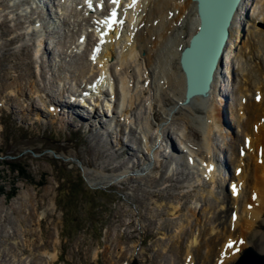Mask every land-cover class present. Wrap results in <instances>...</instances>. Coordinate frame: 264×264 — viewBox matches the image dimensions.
I'll list each match as a JSON object with an SVG mask.
<instances>
[{
    "label": "bare ground",
    "instance_id": "obj_1",
    "mask_svg": "<svg viewBox=\"0 0 264 264\" xmlns=\"http://www.w3.org/2000/svg\"><path fill=\"white\" fill-rule=\"evenodd\" d=\"M203 1H205L203 3L206 8L213 9L212 13L208 15V10L205 8L207 10L205 16L210 21L214 17L216 9L222 5L223 0ZM62 2L63 8L59 2H56L57 10L53 9L55 19L48 20L43 26L42 23H39L38 26L44 27L46 25L54 32L53 22L57 21V18L59 19L61 14L64 13L59 14L58 8L61 11L62 9L67 11L68 6L72 3L78 5H74L68 10L67 25L70 28L67 26L66 29L74 30L75 33L71 32L70 36L74 41L77 40L76 46L83 52L78 55V58H82L81 67L74 76V84L77 85V90L70 88L68 89L69 94L73 95L75 91H78L82 83L85 88L79 93L89 96L86 97L88 109L90 112L93 111V114H87L94 117L95 109L98 106H90L89 100H91L93 94H97L95 91H100L99 95H103L105 88L111 90V93H117L118 91L116 98L110 96V99L116 101V103L118 98L120 100L118 102V112L123 117V128L124 130L128 129V132L132 134L131 138L137 139V151L139 149L142 151V148H144L148 154H143L145 161L142 169L151 170L152 165L157 161L158 155L163 154L166 158H170V165L171 162L176 161L181 162L185 166L183 167L185 170L189 168L197 183L204 185L207 183V187L203 188V192L193 201L189 213L181 212L184 204L183 199H177L180 201L179 203L176 200L170 202L174 199L173 194H168V198L171 199L168 202L159 203L162 210L151 213L152 216L163 214L170 216L162 223H158L161 222L159 220L156 226H153L157 229L155 233H160L164 239H158L155 243L153 257L150 260L151 264H224L225 262V264H228L238 257L237 260H239L241 258L240 249L248 245L247 236L254 229L255 224L257 222L264 223V52L259 55V47H264V0H238L226 26L227 38H225L221 51L211 69V79L207 93L192 96L190 100L187 99L186 73L181 66L180 56L182 49L189 43L191 36L198 30L200 25L198 0H138L131 8L129 7L130 4H133V0H118V3L115 4L112 0H62ZM122 2L126 6L124 5L120 9L119 15H122L126 24L119 28L118 21H116L109 30L110 32L103 31V35H101L104 11L108 8L112 9V7H116ZM31 3L34 4V9L37 10L38 7L40 18L46 17L47 5L51 9L55 7V1L53 0H31ZM95 4L99 5L97 11L93 10ZM7 7V3L5 8L3 3L0 16ZM88 10H91L89 18L88 15H85ZM35 15L34 13L33 16ZM96 15L97 17H95ZM93 17L98 22L91 20ZM0 21L1 24L2 22L5 23V20L2 21L1 18ZM82 21H85L84 25ZM33 23H35V19H32L28 24L33 27ZM28 24L22 25L24 31L27 26L29 27ZM73 24L74 26L78 25V27L75 26L74 28ZM81 27L84 28L79 31ZM87 28L92 33L90 36H84V29ZM182 31L186 32L187 35ZM37 32L40 33L41 31L38 29ZM23 37L21 34L22 40ZM255 37H257V42L254 41ZM102 38L105 40L104 43H101ZM8 40L9 42L14 41V39ZM82 40L86 42L85 47L80 45ZM65 41L67 40L59 41L63 53L70 46L64 48ZM36 42L37 47H33L29 52L31 57H37L34 50L40 49L45 41L38 38ZM201 42L202 40L199 45ZM257 43L259 44L257 45ZM88 44H90L89 47ZM213 45L214 40L210 46ZM246 49L249 50L246 52ZM198 50L199 48L195 50V53ZM59 55L60 53L57 52L54 58ZM213 55L214 52L211 50V55L209 54L210 62L214 59ZM192 56L193 54L190 55V59ZM87 58H90L88 62L90 68H87ZM257 58L260 60L258 64L255 63L258 61ZM201 59L203 61V57ZM231 60H234V65L237 64L236 68H232ZM39 63H41V60L37 58L35 65L37 71H40L39 74L43 76L44 71L40 70ZM197 63L195 65L190 63L188 67L189 70L191 69V77L193 75L196 77V73L200 71L203 75L208 71L203 66H197ZM206 64L211 63L207 62ZM61 66L66 67L67 65L62 64ZM233 72L234 83L231 85L228 82L222 83L223 77L228 78ZM246 76L247 82H245ZM3 78L4 75L0 80L3 81ZM9 78L8 74L7 79ZM195 79H192L194 85ZM201 80L202 77L199 78L198 83ZM47 82L50 83L51 79L50 82L49 80ZM258 83L262 85L261 89L258 88ZM0 85H6L5 88L15 85L22 96L28 98L32 109H37L36 105L38 104L41 105L31 92L43 88H35V85H33L30 88L31 94L27 96L26 91L23 90L24 88L19 87L17 82L6 84L3 81ZM229 85L232 86L230 90L228 89L230 88ZM227 90L230 92L231 99L229 110L235 120V127L239 129V135L237 132L232 140L233 143L229 147L231 164L235 167L234 171L230 168L227 169V164L215 154L219 150L217 142L209 141L213 133L220 136L222 141L224 139L220 125L224 124ZM248 90H250V94L246 96ZM9 91L12 92L13 90L10 89ZM83 95L78 101L81 102L78 103L79 107L77 109L72 108L69 112V114L76 115L79 120L83 116L81 115L84 106ZM256 95L259 97L255 98ZM55 100L67 101L64 95L57 96ZM42 104L44 103L42 102ZM48 106L49 104L45 108ZM54 106L56 109L58 107L64 116H70L65 115L68 113L64 112L60 104L54 103ZM109 106L110 104L107 107ZM137 108L142 112V117L145 118L149 114L151 119L149 120V117H147L142 124L141 115L136 113ZM157 111L161 112V115ZM86 112L89 111L86 110ZM102 113L104 112L102 111ZM50 115L53 114L50 113ZM155 118L159 121V125H153L152 119ZM147 121L154 129L153 138L147 129ZM180 121L183 124H192L193 137H189L188 134L183 132L185 126L183 125L182 128ZM111 122L108 121L107 123L106 128L108 130ZM128 123H133L132 127ZM168 129H172V133L176 135L179 144L176 147L179 148L178 151L173 150L169 145L167 140ZM199 135H203L201 143L195 141L199 138ZM162 141L165 147L163 148L164 152L160 153ZM238 147H244L245 150L242 149L238 153ZM175 151L179 154L171 158ZM134 156L135 154L132 153L131 157ZM169 164L164 166L167 170L164 175L167 173L176 174L178 170H174ZM158 167H160L159 164L154 165V168ZM225 169L226 171H224ZM91 174L90 179L96 182L94 186L105 187L111 184L110 175ZM151 178L156 183L159 180L156 176H151ZM164 181L166 187L175 186L173 178L170 176H165ZM223 182H225L226 188H223ZM124 188H126V185H124ZM150 193L156 197L160 195L158 191ZM40 218L39 216L38 224L41 227ZM21 219L25 220L26 218L22 216ZM3 231L0 233L2 234ZM26 233L28 232H23V234ZM154 234L148 232V236L152 235L153 237ZM3 235L7 239L10 237V235ZM261 238L264 241V232L261 234ZM231 241L234 242L232 247L229 245ZM113 244L107 247V252L120 248L118 253L128 259L127 264H130L129 259H132L133 264H136V246V248L132 247L130 243L131 248H129L130 244L128 243V248H126L121 246L122 243L119 244V242ZM261 246L264 253V245ZM23 251H27V248ZM138 251H140V248ZM36 252L39 255L40 263L44 260V264H50V261L54 264L55 260L47 259L52 257V253L47 249L38 247ZM8 260L10 261L11 258H8ZM33 261L34 259L31 260L32 264ZM117 261L119 260L109 257L105 264H121L123 262V260H120L116 263ZM28 263L30 264V261Z\"/></svg>",
    "mask_w": 264,
    "mask_h": 264
},
{
    "label": "rangeland",
    "instance_id": "obj_2",
    "mask_svg": "<svg viewBox=\"0 0 264 264\" xmlns=\"http://www.w3.org/2000/svg\"><path fill=\"white\" fill-rule=\"evenodd\" d=\"M53 1L57 2V0ZM3 3L4 8L6 3L8 7L0 16L2 21L5 20L2 24L0 21V78L4 75L3 81L6 84L17 82L19 87L24 88L27 96L33 93L41 105L38 104L37 109H32L28 98L22 96L15 85L6 88V85H0V89H4L0 90L2 91L0 93V232L5 228L3 233H0V264H29V261L32 264L33 259V264H44V260L42 263L39 262V255L36 252L38 247H43L52 253V257L47 259L55 260L54 264H105L109 257L119 260L116 263L120 260L126 261L127 258L118 253L120 248L107 252V247L114 242L122 243L121 246L126 248H128L127 244L131 243L132 247H137H135L137 249L136 264H151L155 243L158 239H164L160 233H155L157 229L153 226H156L159 220L161 222L158 223H162L170 217L167 214L152 216L151 213L162 210L160 204L171 200L168 194H173L174 197L170 202L176 200L179 203V200L183 199L181 212L189 213L193 201L203 192V188L207 187V183L205 185L197 183L191 170L189 168L185 170L183 168L185 166L176 161L171 162L170 166L178 170L177 173L164 175L167 171L164 168L167 165L165 162L168 160L169 164L170 158H166L163 154L158 155L151 170L142 169L144 155L148 154L144 148L142 151L140 149L137 151V139L131 138L132 134L128 132V129L123 128V117L118 112L120 100L118 98L116 103L110 99V96L116 98L118 91L111 93V90L105 88L103 95H99L100 91H95L97 94H93L89 100L90 106H98L94 117L86 114V117L81 116L79 120L77 116L69 114L72 108L79 107L78 101L83 95L79 91L85 88L81 83L78 91H75L73 95H70L68 91L70 88L77 90L74 76L81 67L82 58H78V55L83 52L76 46L77 40L74 41L70 36L74 30L66 29L69 26L67 25L68 10L74 5L78 6L76 3L69 5L67 11L63 9L61 11L58 8L59 14L64 13L53 22L54 32L50 27L42 26L48 20L55 19L53 9H56V4L52 9L47 5L46 17L40 18L38 7L37 10L34 9L31 0H0V12ZM90 12L91 10H88L85 14L88 18ZM34 13L35 16H33ZM32 19H35L33 27L28 24ZM92 19L98 22L96 18ZM82 22L85 23V21ZM39 23H42V26L39 27ZM26 24L29 25L25 30L27 32L22 26ZM75 26L78 27V25ZM83 28L81 27L79 31ZM38 29L40 33L37 32ZM20 32L24 36L23 40ZM84 32V36L92 34L88 28L84 29ZM182 33L186 34L184 31ZM38 38L47 41L46 48L44 42L37 50L38 53L34 50L37 57H31L29 52L33 47H37ZM8 39H14V41L9 42ZM65 39L67 41L63 47L70 46L63 53L59 41ZM256 39L257 37L254 41ZM80 45L85 47L86 42L82 41ZM248 50L246 49V52ZM57 52L60 55L54 58ZM263 52L264 47H259V55ZM37 58L41 60L39 64L40 70L44 71L43 76L39 74L40 71H37L35 65ZM87 60V68H90L88 63L90 58ZM257 60L256 64L260 61L258 58ZM233 62L234 60L230 61L232 68H236L237 64L234 65ZM62 64H66L67 68L62 67ZM73 71L76 72L72 73ZM8 74L9 79H7ZM233 75L234 72L228 78L223 77L222 83L233 84ZM1 80L0 84L3 82ZM245 82H247V76ZM33 85L35 88L43 89L31 92L30 88ZM230 85L229 90L232 88ZM261 87L262 85L258 83V88L261 89ZM10 89L13 91L10 92ZM229 90L225 95L227 98L224 124L220 125L224 139L222 141L220 136L213 133L209 141L217 142L219 150L215 154L219 159H223L227 169L234 171L229 147L237 132L239 135V129L235 127V120L229 110L231 100ZM249 94L250 90L246 92V96ZM60 95H64L67 101H60L63 103L58 104L63 107L65 113H68L65 115L70 116H64L58 107L54 108L52 101ZM86 97L89 96L83 95V105L86 106L83 107L84 111L88 106ZM47 104L49 106L45 108ZM108 104H110L109 107H107ZM157 112L161 115V112ZM136 113L141 115L142 124L147 117L151 119L149 114L145 118L142 117L139 108L136 109ZM104 120L112 121L109 130ZM180 122L182 128L183 125L185 126L183 132L193 137L192 124ZM152 123L155 126L159 125L156 118L152 119ZM128 124L132 127L133 123ZM146 126L153 138L154 129L148 121ZM175 136L172 129H168L167 140L171 137L170 139L174 140L177 147L179 144ZM202 136L199 135L195 141L201 143ZM161 143L159 152L163 153L165 144L163 141ZM169 145L172 146L171 143ZM242 149L245 150L244 147H238V153ZM132 153L135 154L134 157H131ZM177 154L179 152L175 151L171 158ZM156 164L160 167L154 168ZM90 173L110 175L111 184L105 187L94 186L96 182L90 179ZM151 176L158 177V182H153ZM165 176L172 177L175 186L166 187ZM222 186L226 188L225 182ZM152 191H158L159 197L151 195ZM20 216H25L26 219L23 220ZM39 216L41 227L38 224ZM24 231L28 233L23 234ZM148 232L155 234L153 237L148 236ZM263 232L264 223L257 222L247 237L249 246L260 253H263L261 250V245H264L261 238ZM3 234L10 237L7 239ZM25 248L27 251H23ZM139 248L140 251H138ZM8 258L11 260L9 261ZM233 262L230 261L228 264ZM129 263L133 264V260L129 259ZM50 264H52L51 261Z\"/></svg>",
    "mask_w": 264,
    "mask_h": 264
},
{
    "label": "water",
    "instance_id": "obj_3",
    "mask_svg": "<svg viewBox=\"0 0 264 264\" xmlns=\"http://www.w3.org/2000/svg\"><path fill=\"white\" fill-rule=\"evenodd\" d=\"M203 0H198V13L200 16V25L198 31L192 35L188 46H185L181 51L180 62L182 68L185 70L186 73V84H187V99L194 95V94H204L207 93L209 87V81L211 79V69L215 63V60L221 51L222 44L227 36V24L230 19L232 12L235 10V7L238 3V0H223L222 5L216 9V13L214 17L209 21L205 14L208 10V15L212 13V10H209L205 7ZM229 6L227 7V4ZM225 4V6H224ZM205 8L207 10H205ZM217 38V40H216ZM202 42L199 45V42ZM214 40V45H211V42ZM211 47H213L211 49ZM199 48L197 53L195 50ZM211 50L214 52V59L212 62L209 61V54L211 55ZM193 56L190 59V55ZM199 56L203 57V61L201 62V67L203 66L204 69L208 70L204 75L201 74L202 71L196 73V77L193 75L191 77L190 70L188 69L190 63L196 64L199 62ZM207 62L211 64H206ZM202 77L201 82L198 80ZM195 79V85L193 84L192 79ZM235 264H264V255L258 254L253 249L249 248L239 260L235 262Z\"/></svg>",
    "mask_w": 264,
    "mask_h": 264
},
{
    "label": "snow or ice",
    "instance_id": "obj_4",
    "mask_svg": "<svg viewBox=\"0 0 264 264\" xmlns=\"http://www.w3.org/2000/svg\"><path fill=\"white\" fill-rule=\"evenodd\" d=\"M112 2L115 4V3H118V0H112ZM112 15H113V16L116 15L115 11H113Z\"/></svg>",
    "mask_w": 264,
    "mask_h": 264
}]
</instances>
